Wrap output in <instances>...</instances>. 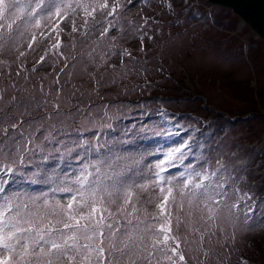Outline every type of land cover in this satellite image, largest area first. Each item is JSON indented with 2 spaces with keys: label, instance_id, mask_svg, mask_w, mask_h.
I'll use <instances>...</instances> for the list:
<instances>
[{
  "label": "snow or ice",
  "instance_id": "obj_1",
  "mask_svg": "<svg viewBox=\"0 0 264 264\" xmlns=\"http://www.w3.org/2000/svg\"><path fill=\"white\" fill-rule=\"evenodd\" d=\"M132 6L134 0H0V51L15 54L16 75L23 71L26 81L38 66L52 67L47 89L43 78L39 81V101L32 93L18 97L15 92L5 100L0 88V264H192L194 259L198 264H231L246 234L264 230V211L259 221L254 219L255 184L248 181L246 161L236 158V152L227 153L220 142L207 143L208 137L194 140V126L186 129L163 106L153 110L140 105L145 122L126 128L125 141H110L105 128L115 124H105V118L120 120L125 109L131 114V106L114 104L109 110L89 100L91 107H85L75 89L65 92L61 77L69 64L59 25L66 18L72 33L85 40L94 36L72 62L75 67L83 61L81 70L94 84L103 79L100 69L111 70L108 82L114 84L137 71L128 63H149L120 43L133 33L145 51L149 17H140L138 23L128 19L124 14ZM81 10L78 25L75 17ZM42 25L45 46L38 43L36 32ZM70 46L75 50L74 43ZM173 47L162 48L157 65L169 79L173 64L166 68L163 58L172 55L167 49ZM35 48L41 51L29 67L21 58ZM60 59L64 63L57 71L50 62ZM147 71L141 67L138 74H145V86L150 87ZM8 73V87L16 89L11 65ZM121 87L125 93L130 90ZM137 88L133 84L131 90ZM32 103L44 111L31 120L10 111L24 107L27 112ZM64 103L75 106L65 108ZM154 113L156 120L151 119ZM147 136L166 137L171 146L157 145L153 151L163 155L151 162L145 160L151 152L123 147L134 137ZM25 184L44 187L30 190ZM152 189L159 193L155 200ZM240 264L249 261L241 256Z\"/></svg>",
  "mask_w": 264,
  "mask_h": 264
},
{
  "label": "rangeland",
  "instance_id": "obj_2",
  "mask_svg": "<svg viewBox=\"0 0 264 264\" xmlns=\"http://www.w3.org/2000/svg\"><path fill=\"white\" fill-rule=\"evenodd\" d=\"M26 2L28 0H21V3ZM31 2L34 3L35 0ZM71 2L75 4L77 0ZM84 2L89 3L92 0ZM82 15V10L76 14L78 25ZM124 15L137 23L140 17H149L144 40L145 51H140V42L133 33L125 35L120 41L133 52L134 56L141 57L149 63L147 65L128 63L129 69L135 67L137 71H130L127 79L114 84L108 82L111 70L105 73L100 69L98 71L103 79L98 85L94 84L81 70L83 61L78 60L75 67H72L73 57L78 56L81 49L86 50L94 36L90 34L89 39L85 40L80 33H72L70 22L66 18L59 25L63 29L62 50L66 53L69 64L61 77L65 92L75 89L76 99L85 107H91L87 103L89 100L97 108L107 105L109 110L114 104L131 106V114L125 109V115L120 120L109 121L105 118V124H115L113 129L105 128L106 132L111 133L107 137L110 141L113 137L118 141H125L127 137L122 133L126 128H132L133 123L138 127L145 122L139 114L140 105L153 110L163 106L169 113L174 114L177 120L185 122L186 129L188 124L194 126L195 131L192 132L194 140L200 141L208 137L207 143L220 142L226 146L227 153L236 152V158L246 161L248 181L255 184L253 191L256 194L257 205L254 219L259 221L264 211V204L260 203L264 200V41L232 10L211 5L207 0H140L138 3L134 0V6ZM54 22L53 20L48 23L50 25ZM44 31L46 28L43 25L36 30L41 46H45L44 41L47 39L40 36ZM51 35L49 32V36ZM73 36L75 40L71 41L70 37ZM70 43L76 45L75 50ZM165 45L174 46L167 49L172 55L163 58L166 68L170 63L173 64L170 79L163 76L157 67L160 63L159 54ZM40 51V48H35V51L27 52L21 59L30 67ZM125 60L127 62V58ZM50 63H54L58 71L64 61L60 59ZM112 63L118 61L113 59ZM9 65L12 68L11 79L16 81V89L8 87ZM16 66L14 53H10L8 49L0 51V73H3L0 75V88L5 89V100L9 94L15 92L18 97H27L32 93L39 101L41 99L39 81L43 78L47 89L52 80V67L50 64L38 66L37 72L30 73V78L25 81L23 71L19 76L16 75ZM141 67L148 68L146 76L147 80L152 82L150 87L145 86V74H138ZM68 73L72 75L68 76ZM122 84L130 89L127 93L123 91ZM133 84L139 85V88L131 90ZM32 85H36V88ZM81 92L83 96L80 95ZM73 106L75 105L69 103L62 104L65 108ZM92 110L95 113L97 109ZM10 111L13 114H23L25 120H31L41 115L44 109L32 103L28 105L27 112L24 107ZM151 119H157L155 113ZM128 135L134 136V133L129 132ZM180 136L183 137L184 133L182 132ZM153 144L159 145L162 149L171 146L166 137L147 136L134 137L130 149L151 152V155H145V160L151 162L157 158V152L148 148L153 147ZM126 145L128 144L125 143L123 147L126 148ZM114 151L120 152L121 148ZM162 155L163 152L158 153V157ZM25 187L39 190L44 186L25 184ZM151 191L155 200L159 193L156 189ZM149 208L150 211L153 210L150 206ZM246 236L245 242L239 246V252L232 254L231 264H240L241 256L248 260L249 264H264V230L256 228ZM161 264L167 262L162 261ZM192 264H198L197 260L194 259ZM212 264H215L214 260Z\"/></svg>",
  "mask_w": 264,
  "mask_h": 264
},
{
  "label": "trees",
  "instance_id": "obj_3",
  "mask_svg": "<svg viewBox=\"0 0 264 264\" xmlns=\"http://www.w3.org/2000/svg\"><path fill=\"white\" fill-rule=\"evenodd\" d=\"M207 1L211 5L220 6L232 10L251 28V30L255 34H257L264 41V0H207ZM139 142L140 141H138V143ZM135 144L136 146L138 145L137 143ZM152 146L153 147H148L150 151L151 150L153 151L156 148V144H153ZM130 147L131 146L129 144L126 145V149H130ZM156 157H158V153ZM151 159L153 160L154 158Z\"/></svg>",
  "mask_w": 264,
  "mask_h": 264
}]
</instances>
